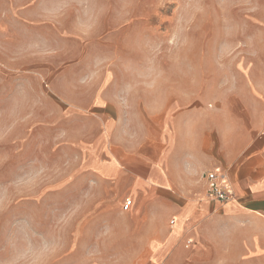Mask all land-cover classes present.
Instances as JSON below:
<instances>
[{
	"label": "rangeland",
	"instance_id": "374dc122",
	"mask_svg": "<svg viewBox=\"0 0 264 264\" xmlns=\"http://www.w3.org/2000/svg\"><path fill=\"white\" fill-rule=\"evenodd\" d=\"M121 57L152 101L160 83L194 106L264 91V0H0V264H142L127 196L83 167L100 123L73 90L109 88Z\"/></svg>",
	"mask_w": 264,
	"mask_h": 264
},
{
	"label": "crops",
	"instance_id": "0c3cea01",
	"mask_svg": "<svg viewBox=\"0 0 264 264\" xmlns=\"http://www.w3.org/2000/svg\"><path fill=\"white\" fill-rule=\"evenodd\" d=\"M116 62L109 88L106 78L92 89L79 76L73 90L93 94L100 123L83 167L131 200L139 263L264 264L263 88L234 85L212 105L194 106L196 91L160 83L152 101L151 72L137 76L127 58ZM106 164L114 176L100 173ZM209 172L229 181L235 201L206 199Z\"/></svg>",
	"mask_w": 264,
	"mask_h": 264
},
{
	"label": "built area",
	"instance_id": "2783aa9c",
	"mask_svg": "<svg viewBox=\"0 0 264 264\" xmlns=\"http://www.w3.org/2000/svg\"><path fill=\"white\" fill-rule=\"evenodd\" d=\"M206 179V199L208 201L225 204L236 200L234 189L222 174L209 172L206 174ZM130 205L131 200L126 199L123 204V210H127Z\"/></svg>",
	"mask_w": 264,
	"mask_h": 264
}]
</instances>
